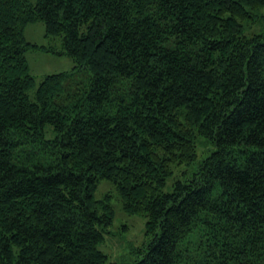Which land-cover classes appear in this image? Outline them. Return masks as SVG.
Returning <instances> with one entry per match:
<instances>
[{"label": "trees", "instance_id": "16d2710c", "mask_svg": "<svg viewBox=\"0 0 264 264\" xmlns=\"http://www.w3.org/2000/svg\"><path fill=\"white\" fill-rule=\"evenodd\" d=\"M263 7L0 0V264H106L102 179L146 217L122 264H264ZM38 21L74 66L31 98Z\"/></svg>", "mask_w": 264, "mask_h": 264}, {"label": "rangeland", "instance_id": "374dc122", "mask_svg": "<svg viewBox=\"0 0 264 264\" xmlns=\"http://www.w3.org/2000/svg\"><path fill=\"white\" fill-rule=\"evenodd\" d=\"M35 1V0H31ZM259 13L264 14V7ZM263 21L256 20L246 28L247 34H253L263 28ZM25 36L29 41L36 42L39 45L51 46L52 50L44 48H29L26 56L30 65V72L35 77V85L29 91L30 97H35V91L46 74L70 70L74 66V61L66 53L62 38H48L45 35V25L42 21L30 23L25 28ZM202 148L198 145V152ZM179 176L176 170L174 175L168 179L166 189L174 177ZM95 197L108 201L113 211V223L109 233L105 234L104 240L99 244V248L108 256L106 264L114 262L122 264L126 261H132L135 255V249L142 244L146 237V217L137 214H128L124 211L115 184L108 179H102L95 191Z\"/></svg>", "mask_w": 264, "mask_h": 264}]
</instances>
